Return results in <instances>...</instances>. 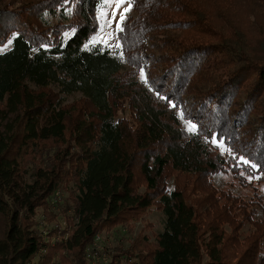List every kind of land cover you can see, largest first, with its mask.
I'll return each mask as SVG.
<instances>
[{
  "label": "trees",
  "instance_id": "obj_1",
  "mask_svg": "<svg viewBox=\"0 0 264 264\" xmlns=\"http://www.w3.org/2000/svg\"><path fill=\"white\" fill-rule=\"evenodd\" d=\"M103 2L0 0V264H87L98 232L132 233L150 209L162 231L143 223L114 258L264 264V194L205 182L227 164L264 181V0H133L122 57L87 47Z\"/></svg>",
  "mask_w": 264,
  "mask_h": 264
},
{
  "label": "rangeland",
  "instance_id": "obj_2",
  "mask_svg": "<svg viewBox=\"0 0 264 264\" xmlns=\"http://www.w3.org/2000/svg\"><path fill=\"white\" fill-rule=\"evenodd\" d=\"M127 3L122 5L119 10L115 8L114 0H104L103 6L98 10L96 13V20L98 22L99 28L95 35L92 36L91 40L87 43V47H90L92 45L96 44H102L106 47H109L113 50V53L116 54L119 57H122V53L120 51V48L117 47L119 45V35L117 30V25L119 23L120 14L123 13V9L127 7ZM104 13V15H102ZM135 13L132 11V6L129 12H127L126 18L123 21V24L125 23L126 19ZM123 24L121 25L123 27ZM12 46V41L9 44L6 43L3 46H0V49H3V51L9 49ZM156 53L158 55L161 54L162 50L155 48ZM0 51V52H3ZM137 71L136 68L130 66L126 61H124L123 71L122 73L125 75L127 74L130 79L137 74L135 73ZM139 78L141 79V73L139 72ZM137 76V79H139ZM66 102L68 105L75 104L78 105V100L82 99V95L80 93H74L72 95H66ZM189 121L186 122L188 128H189ZM194 124L193 122H191ZM236 174H241V178L235 176ZM167 179L168 183L173 185L175 183H178L181 187L188 189V193L194 197V199L200 197L202 199L204 192L206 190V185L203 184L202 181H199L195 178L193 174H186V173H180L178 170L169 169L167 171ZM193 177V178H192ZM205 181L208 183V181H211L208 183V187L211 188L210 190L213 192H219L218 195H221V191H226L225 189L231 190L233 193L240 195L246 199L256 195L255 197L260 198L259 195L264 194V181L261 182L260 176L246 173L245 171H234V167L227 164L224 171H222L219 174H211L210 176H206ZM140 191L146 190L145 182L142 181L139 185ZM65 198L66 195H61V198ZM256 199H254L255 201ZM249 201V200H247ZM253 201V202H254ZM264 201V197H263ZM201 202V201H200ZM255 203V202H254ZM252 204V203H251ZM258 211V209H257ZM144 221L138 222L136 225V229L134 232L130 233L127 232V230L122 229L119 227L117 230L112 232L111 238L112 243H117V245L120 246H127L132 241L133 238H135L136 234L139 233L141 228L144 226L145 222L148 223V230L147 234L153 239L155 235L158 232H161L163 229V223H164V217L161 214V211L156 209H150L145 212L144 214ZM144 223V224H143Z\"/></svg>",
  "mask_w": 264,
  "mask_h": 264
},
{
  "label": "built area",
  "instance_id": "obj_3",
  "mask_svg": "<svg viewBox=\"0 0 264 264\" xmlns=\"http://www.w3.org/2000/svg\"><path fill=\"white\" fill-rule=\"evenodd\" d=\"M44 225H47V222ZM60 225L63 229L66 228L65 221L60 222ZM114 246H116V243H112L111 235H108L106 232H98L92 244L88 245L85 249L87 264H134V260L125 258L121 254L114 258L116 255L113 250Z\"/></svg>",
  "mask_w": 264,
  "mask_h": 264
},
{
  "label": "snow or ice",
  "instance_id": "obj_4",
  "mask_svg": "<svg viewBox=\"0 0 264 264\" xmlns=\"http://www.w3.org/2000/svg\"><path fill=\"white\" fill-rule=\"evenodd\" d=\"M107 2V0H106ZM125 3H127V7H125L123 9V13L120 14V19H119V23L117 25V30L118 31H123V28H122V24H123V21L125 20L126 18V13L130 11L131 9V6H132V3H133V0H114V4H115V8L117 10L120 9V7L122 5H124ZM102 15H104V13H102ZM11 43V41H9V44ZM117 47H119V45H117ZM0 51H3V49H0ZM141 77L142 79H144V82L147 83V78H146V75L143 73V71H141ZM161 99H166L164 97H161ZM173 107H175V105H172ZM180 116H181V119H183V113L181 112L180 113ZM189 124V131H195L196 130V125L195 124H192L190 121L188 122ZM213 143H217V141L213 140ZM240 162H243L244 164H249V161L244 159L243 157L240 158ZM251 167L253 169H255L257 167V165L255 164H252Z\"/></svg>",
  "mask_w": 264,
  "mask_h": 264
}]
</instances>
